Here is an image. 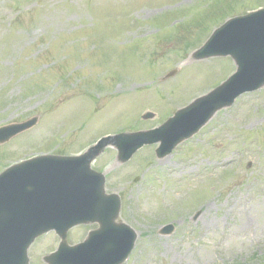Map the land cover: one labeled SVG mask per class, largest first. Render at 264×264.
<instances>
[{"label":"rangeland","instance_id":"1","mask_svg":"<svg viewBox=\"0 0 264 264\" xmlns=\"http://www.w3.org/2000/svg\"><path fill=\"white\" fill-rule=\"evenodd\" d=\"M259 6L264 0H0V125L40 116L0 145V171L44 145L78 153L105 133L156 126L233 71L227 57L191 55L227 17ZM147 110L157 116L143 120ZM156 146L123 166L110 148L94 164L138 231L126 264H264V88L164 159ZM171 222L176 231L161 235ZM85 232L74 229L71 240ZM52 237L35 242L32 264L57 247Z\"/></svg>","mask_w":264,"mask_h":264},{"label":"water","instance_id":"2","mask_svg":"<svg viewBox=\"0 0 264 264\" xmlns=\"http://www.w3.org/2000/svg\"><path fill=\"white\" fill-rule=\"evenodd\" d=\"M231 56L236 70L214 89L177 109L158 127L123 131L103 137L81 155L47 154L7 168L0 175V264H30L28 250L44 233L55 229L59 249L48 264H122L134 248L137 233L120 219L118 194L106 192V176L92 168L108 146L124 163L145 145L160 143L159 158L195 135L221 109L264 87V8L227 19L192 54L195 60ZM177 73L173 70L166 77ZM146 113L143 118L153 117ZM37 118L0 128V142L37 122ZM78 224H97L88 239L70 245L67 234ZM173 225L164 228L171 233Z\"/></svg>","mask_w":264,"mask_h":264},{"label":"bare ground","instance_id":"3","mask_svg":"<svg viewBox=\"0 0 264 264\" xmlns=\"http://www.w3.org/2000/svg\"><path fill=\"white\" fill-rule=\"evenodd\" d=\"M249 227L252 226L251 224L248 225ZM244 228H247V227H244Z\"/></svg>","mask_w":264,"mask_h":264}]
</instances>
